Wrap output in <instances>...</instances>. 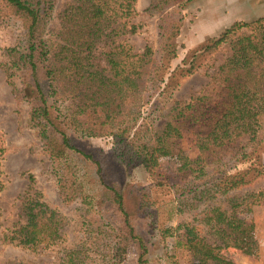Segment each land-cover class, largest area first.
Here are the masks:
<instances>
[{
    "label": "trees",
    "instance_id": "1",
    "mask_svg": "<svg viewBox=\"0 0 264 264\" xmlns=\"http://www.w3.org/2000/svg\"><path fill=\"white\" fill-rule=\"evenodd\" d=\"M194 1L150 0L145 12L159 17V44L138 52L129 37L143 26L136 21L139 0H67L59 11L58 0H0V22H14L19 30L14 45L2 51L0 67L17 103L28 108L30 126L66 185V200L91 212L117 206L123 215V225L107 235L101 264H122L133 248L138 264H154L137 222L150 217L163 243L174 235L182 239L178 244L190 252L191 264H234L221 256L226 248L256 255L253 210L264 206V187L247 186L264 144V16L231 24L170 70L183 12ZM222 52L225 58L210 76L212 94L176 101L182 81ZM156 95L167 107L145 117L143 108ZM188 120L205 130L195 133L196 158L189 161L180 152L190 185L175 187L173 210L178 215L190 208V222L162 226L145 202L136 214L130 211L122 184L142 166L155 187L163 186L159 158L178 151L174 141L183 138ZM97 138L111 139L110 154L92 146ZM242 139L245 144L229 162L211 157ZM4 153L0 144V193ZM240 164L248 168L239 170ZM82 165L93 170L91 182ZM26 178L19 220L0 233V241L37 252L59 248L66 242L67 218L44 199L32 173ZM62 250L61 264H88L89 249Z\"/></svg>",
    "mask_w": 264,
    "mask_h": 264
},
{
    "label": "rangeland",
    "instance_id": "2",
    "mask_svg": "<svg viewBox=\"0 0 264 264\" xmlns=\"http://www.w3.org/2000/svg\"><path fill=\"white\" fill-rule=\"evenodd\" d=\"M66 1L58 0V11ZM149 4L150 0H139V16L136 21L143 26L139 33L129 37L130 43L138 52H142L147 45H152L157 49L159 44V17L150 16L145 12ZM183 16L181 34L175 39L178 53L171 63L170 70L181 65L191 51L201 47L209 38L218 36L231 24L263 17L264 0H195L184 10ZM18 33L16 23L0 22V63L3 60L2 51L14 45ZM224 58L225 53L222 52L217 55L215 61H211V66L204 67L196 75L183 80L174 99L187 103L193 97L212 94L210 76ZM165 106L166 104L156 95L150 104L144 106L143 114L147 117V114L154 108L162 110ZM181 129L183 138L175 140L173 146L178 151L159 158V172L161 181L164 182L163 186L155 187L154 181L142 166H137L128 174L122 184V192L130 211L136 214L141 209V203L145 202V208L151 205L150 211L157 213L162 226L176 227L179 222H190V208L187 212L178 215L173 210L175 209L173 203L175 204L177 196L175 187L181 183L190 182V170L187 166H183L186 161L182 159L180 152L189 161L196 158L195 133H205V130L200 128L199 124L190 123V120L186 121ZM91 141L92 146L102 148L108 154L111 153L110 138H97ZM0 144L5 148L1 162L5 186L0 193V233L19 220L20 197L28 185L26 173H32L35 176L36 186L43 193L44 199L67 218L64 227L66 242L61 247L37 252L13 245L4 246L0 241V264H61L64 256L62 247L73 249L79 246L89 249L86 251V255L89 256L86 259L88 264H101L111 239L107 236L108 233L123 225V215L120 209L117 206L101 207L100 211L91 212L78 201L66 200L68 195L66 185H62L54 169L55 166L41 148L29 123L28 108L19 105L15 100L2 67H0ZM244 144L245 140H239L227 151L221 150L219 154L211 157L229 162ZM257 153L260 156L259 163L254 165L257 172L247 186V189L255 191L264 187V144L260 146ZM82 166V172L85 170V175H87L85 176L86 181L91 182L93 170L87 168V165ZM246 168L248 164H240L238 167L239 170ZM187 185L189 186L190 183ZM91 187L93 188V185ZM147 188L151 189L145 192ZM87 190H89L88 187ZM90 193L87 191V196ZM184 200L185 204L190 205L188 195ZM149 220L141 218L137 222L140 234L145 236L152 250V263L191 264L190 252L186 247L178 244L182 239L174 235L168 237L163 243L151 228ZM253 220L256 226V255L247 256L235 248H226L221 251L224 259L234 264H264V206L254 208ZM166 253L172 255L173 258L164 259ZM137 259L138 250L133 248L122 264H138Z\"/></svg>",
    "mask_w": 264,
    "mask_h": 264
}]
</instances>
